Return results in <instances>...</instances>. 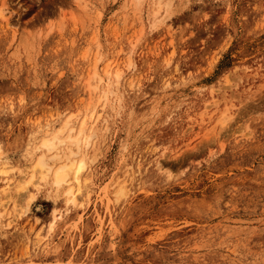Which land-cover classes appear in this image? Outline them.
<instances>
[{
	"label": "rangeland",
	"instance_id": "1",
	"mask_svg": "<svg viewBox=\"0 0 264 264\" xmlns=\"http://www.w3.org/2000/svg\"><path fill=\"white\" fill-rule=\"evenodd\" d=\"M1 8L0 264H264V0ZM69 148L80 192L51 174L16 208L5 177Z\"/></svg>",
	"mask_w": 264,
	"mask_h": 264
},
{
	"label": "bare ground",
	"instance_id": "2",
	"mask_svg": "<svg viewBox=\"0 0 264 264\" xmlns=\"http://www.w3.org/2000/svg\"><path fill=\"white\" fill-rule=\"evenodd\" d=\"M6 13V9L5 8H1L0 9V16L1 17H4ZM108 73H109V70H108ZM96 76L98 75V73H95ZM101 81H103L102 78H100ZM98 89V88H97ZM108 96V92L105 91L104 93V98L106 99ZM96 113V111H95ZM93 116H94V113H93ZM92 118V117H91ZM96 118V117H95ZM100 119V116H97V119H96V123L97 121ZM93 120V119H92ZM70 122L67 120V122H65L63 128L60 129V131L54 135L53 137L51 138H46L44 139V141L42 142V146L43 148L46 150V151H52L54 148L57 147L58 143H61L63 142V140H60V134L62 135L63 133H65L66 131L69 130V124ZM95 124V123H94ZM87 129V126H85V123L83 122L81 124V127L79 129V133L77 136L75 137H69V142L71 144H74V145H77L79 148H80V144H81V141H82V133L84 132V130ZM70 131L73 132L74 131V128H70ZM70 145V144H69ZM68 146V145H67ZM72 146V145H71ZM70 147V146H68ZM41 148V147H40ZM58 152L55 153V157L54 158H60L59 154H57ZM61 154V153H60ZM75 154L74 150H72V148H69V152L68 154H66V158L67 160L69 161H66L60 165H58L56 168H54L53 165H51L47 158L45 157L46 154H41L38 159L36 160L35 164L33 165V168H32V172H31V177L29 178V180H19V181H15L14 179H8L7 177H5L6 181H7V186H5L4 190L5 192L7 190H9L12 186H17V191H18V194L20 195L18 197V199L16 201L13 200V202L15 203L16 202V205L15 207L17 208L18 205V202L21 201V198L26 194V192L29 190V187L30 185H38V183L44 181V180H47L49 178V176L51 174H53V180H54V184L56 185V187L60 188V187H63L65 185H72L73 183L74 184H77V189L79 190L78 192H80L81 190V187H82V182L84 181L83 180V171L85 170L86 168V165L85 163L82 161V162H79L77 163L76 160H70L71 157ZM65 155V154H64ZM63 160V159H62ZM3 169V168H2ZM0 168V170H2ZM12 172V171H11ZM9 173V169L8 168H5L3 169L2 171H0V174H8ZM39 173L40 176H37V174ZM7 176V175H6ZM9 176V175H8ZM4 177V176H3ZM38 177V179H37ZM51 178V177H50ZM1 180V178H0ZM4 180V179H3ZM37 180H40L37 181ZM89 180V179H88ZM89 182V181H88ZM88 185L90 186L89 183H87V187L85 188L86 190H88ZM84 188V187H83ZM84 189V190H85ZM92 189L91 191L93 192V188H90ZM90 189L89 191L87 192V194L90 192ZM83 190V191H84ZM77 191V190H76ZM76 191H74V187H70L68 189V191L66 192L70 197L73 196V198L71 197L70 200L72 201H75L78 197V195L76 194ZM3 192V191H2ZM92 192H90L89 194H91ZM67 195V196H68ZM24 198V197H23ZM23 198H22V201H23ZM31 200V198H30ZM68 200V201H70ZM12 201V198L9 199V201L7 202V204ZM71 201V202H72ZM22 203V202H21ZM29 203V201H28ZM75 203V202H73ZM20 204V203H19ZM29 205V204H27ZM23 207V206H22ZM25 207V206H24ZM28 208V207H27ZM15 209V208H14ZM25 209V208H24ZM29 210V209H28ZM18 211V210H17ZM21 211V210H20ZM24 210L22 211V214H23ZM19 213V212H18ZM21 214V212L19 213V215Z\"/></svg>",
	"mask_w": 264,
	"mask_h": 264
}]
</instances>
